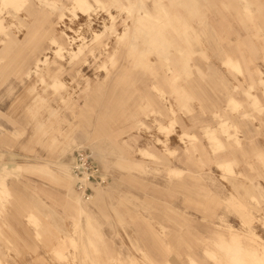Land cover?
Returning a JSON list of instances; mask_svg holds the SVG:
<instances>
[{"label":"rangeland","instance_id":"rangeland-1","mask_svg":"<svg viewBox=\"0 0 264 264\" xmlns=\"http://www.w3.org/2000/svg\"><path fill=\"white\" fill-rule=\"evenodd\" d=\"M52 1L0 0V264H264V0Z\"/></svg>","mask_w":264,"mask_h":264},{"label":"bare ground","instance_id":"bare-ground-1","mask_svg":"<svg viewBox=\"0 0 264 264\" xmlns=\"http://www.w3.org/2000/svg\"><path fill=\"white\" fill-rule=\"evenodd\" d=\"M26 1L27 0H3V3L4 4H6L5 2H8V4H11V6H12V4H14L16 7H17V9L18 10H20V9H22V7L26 4ZM47 1H50V0H47ZM96 2L97 3H101V0H96ZM158 2V1H157ZM50 3V5L53 7V8H59V7H61L60 6V4H58L56 1H52V2H49ZM97 3H95V4H97ZM62 5V7L64 8L65 7V9L67 8V5H65V4H61ZM143 5V4H142ZM92 3H91V1L90 0H72V3H71V6L70 7H68V9L72 12V14H73V16H76L78 19H79V12L80 13H82L83 15H88L89 14V12H90V10H91V8H92ZM104 6V5H103ZM136 6V5H135ZM137 6H139L136 10H137V14H136V18H135V22H134V25H133V27L132 28H130V31H128V29H126L124 32H122V33H120V34H118L119 36L118 37H120L121 39H125V38H127V37H129L131 34H132V32H136V31H138V29H139V31L141 32V31H143V30H145L144 29V27H146L144 24H145V22L148 20L149 21V19L150 20H157V18L155 17V14L151 11V10H149V9H147L146 7H144V6H140V5H137ZM99 7V6H98ZM124 7V6H123ZM103 8V7H102ZM127 8V7H126ZM129 9L128 10H130V7H128ZM133 8L134 7H132V10H133ZM60 9V8H59ZM93 9V8H92ZM119 9H120V7H119ZM125 9V8H124ZM65 14L64 13H61V18L64 16ZM110 15H111V17H112V15H113V13H111L110 12ZM155 17V18H153V17ZM150 17H152L153 19H151ZM161 21V20H160ZM156 22V21H155ZM162 22V21H161ZM111 24V23H110ZM158 24V23H157ZM156 23H155V25H157ZM162 24V23H161ZM166 24H167V22H166ZM165 24V25H166ZM185 24V23H184ZM154 25V24H153ZM159 25H160V22H159ZM186 25V24H185ZM184 25V26H185ZM4 24L2 23V18H1V16H0V30H2L3 31V29H4ZM142 26H144L143 27V29H142ZM151 26V25H150ZM171 26V25H170ZM106 27V29L108 30V31H110V29L112 30H114V25H112L111 24V26H109L108 24L105 26ZM158 27V26H157ZM164 27H166V26H164ZM190 27V26H189ZM162 28H163V26H162ZM161 28V29H162ZM142 29V30H141ZM150 29V28H149ZM148 29V30H149ZM152 29V28H151ZM160 29V28H159ZM6 30V29H5ZM154 31H155V29H154ZM159 31V30H158ZM119 32V31H118ZM144 32V31H143ZM156 32V31H155ZM145 33H146V31H145ZM152 33H154L153 32V30H152ZM5 34V33H4ZM138 34H139V32H138ZM141 34V33H140ZM144 34V33H143ZM147 34H149L150 35V32H148L147 31ZM146 34V35H147ZM156 34H158L157 32H156ZM161 34V35H160ZM160 34H158V39H160V37H163V38H165L164 37V35H162V34H165L164 32L163 33H160ZM145 35V34H144ZM144 35H143V37H144ZM145 35V36H146ZM149 35H147V36H149ZM160 35V36H159ZM140 36H142V35H140ZM151 36V35H150ZM150 36H149V38H150ZM156 36V35H155ZM155 36H153V37H155ZM135 37V36H134ZM153 37H151V39H153V41H154V38ZM163 38H161V39H163ZM133 39H135V38H133ZM136 39H137V37H136ZM135 39V40H136ZM143 39H145V37L143 38ZM142 39V40H143ZM158 39H156L157 41H158ZM160 39V46L162 47V45H161V40ZM133 41V40H132ZM147 41V40H146ZM134 42V41H133ZM144 42V41H143ZM148 42V41H147ZM147 42H145L146 43V45L148 46V45H150L151 44V41L149 40V43L150 44H148ZM155 42V41H154ZM184 42H186V41H184ZM50 43H51V45H52V48H55V49H53V51L55 52V54H69L70 56H72V55H74V54H76L77 53V50H75V49H72V48H70V50L62 43V42H60L55 36H52L51 37V39H50ZM135 43V42H134ZM145 43H143V45H145ZM153 43V42H152ZM164 43V45H165V42H163ZM166 43H168V42H166ZM136 44H137V41H136ZM154 44H156V42L154 43ZM190 44V43H189ZM140 45V44H139ZM139 45L137 46H133V49L134 48H137V47H139ZM153 44H151V46H152ZM167 45H171V44H167ZM141 46V45H140ZM166 46V45H165ZM168 46V47H169ZM79 47H81V45L79 46ZM78 47V48H79ZM132 47V46H131ZM154 47V46H153ZM152 47V48H153ZM167 47V48H168ZM173 47V46H172ZM143 48V47H142ZM150 48V46H148L147 48H146V46H145V49L147 50V49H149ZM158 48V47H157ZM163 48V47H162ZM161 48V49H162ZM165 48V47H164ZM166 48V50H168ZM178 48V47H177ZM151 49V48H150ZM174 49V48H173ZM135 50V49H134ZM137 50V49H136ZM143 50V49H142ZM146 50H144V51H146ZM165 50V52H167ZM171 50H172V48H171ZM175 50V49H174ZM183 50V49H182ZM185 50V52H187V50L186 49H184ZM133 51V50H132ZM151 51H152V49H151ZM163 52H164V49L162 50ZM162 51H161V53H162ZM139 53L141 52L140 50L138 51ZM158 52V51H157ZM176 52V51H175ZM178 52V51H177ZM189 52V51H188ZM92 53V52H91ZM144 53H147V52H144ZM142 54V55H145V54ZM159 53V52H158ZM160 53V54H161ZM182 53H183V51H182ZM190 53V52H189ZM189 53L187 54V55H189ZM203 53V52H202ZM67 54V55H68ZM166 54V53H165ZM165 54H164V56H165ZM173 54V53H172ZM185 54V53H184ZM183 54V55H184ZM149 55V54H148ZM162 55V54H161ZM167 55H169V53L167 54ZM182 55V56H183ZM186 55V56H187ZM60 56V55H59ZM150 56V55H149ZM170 56V55H169ZM168 56V57H169ZM185 56V59L187 58ZM112 57H113V55H112ZM139 57H141V56H137V58H139ZM142 57H145V56H142ZM161 57V56H160ZM164 58V57H163ZM166 58V57H165ZM183 58V57H182ZM115 59V58H114ZM137 60V59H136ZM41 60L40 59H38V61L37 62H40ZM141 61V60H140ZM186 61V62H185ZM184 62H185V67L188 65L187 63H188V59H186ZM189 61H190V58H189ZM229 61L231 62H233V59L232 58H229ZM113 62V61H112ZM142 62V61H141ZM45 63V62H44ZM113 63H115V62H113ZM190 63V62H189ZM106 64V63H105ZM110 64V63H109ZM143 64V63H142ZM147 64H148V62H147ZM228 64V63H227ZM231 65V64H230ZM37 67L39 66V63H37V65H36ZM137 66V65H136ZM135 66V67H136ZM106 67V66H105ZM144 67H146V66H144ZM148 67V66H147ZM183 67H184V63H183ZM240 67V66H239ZM172 68V67H171ZM170 68V69H171ZM190 69V68H189ZM235 69H236V67H235ZM185 70V69H184ZM188 71V70H187ZM185 72V71H184ZM183 72V73H184ZM191 72V71H190ZM190 72H187V73H190ZM182 73V74H183ZM241 74V73H240ZM189 76V75H188ZM56 78V77H55ZM178 77H176V79H177ZM60 79V78H59ZM43 82H45V81H43ZM260 82L264 85V78H261L260 79ZM63 83V82H62ZM52 84H56V83H52ZM48 85V84H47ZM49 86V85H48ZM65 86V85H64ZM63 86V87H64ZM55 87V86H54ZM53 87V88H54ZM58 87V86H57ZM57 87H55L56 89H58ZM60 88V87H59ZM63 89V88H62ZM33 90V89H32ZM55 91V90H54ZM45 92V91H44ZM61 93V92H60ZM249 94H251L250 92H248ZM253 96V102L255 103V105H258L260 102V100H259V97L258 96H256V95H252ZM38 97H40V96H38ZM35 99H37V98H35ZM39 99V98H38ZM45 99V98H44ZM42 100V99H41ZM41 100H39V102L41 101ZM188 100V99H187ZM249 100V99H248ZM231 101H233V104L236 106L237 105V102L234 100V99H232ZM252 102V101H251ZM239 104V103H238ZM240 106H241V104H240ZM171 107V106H170ZM251 107V106H250ZM256 107V106H255ZM172 108V107H171ZM257 108H259V107H257ZM234 109V108H233ZM236 109H238V106H237V108ZM173 110V109H172ZM52 111H53V109H52ZM172 118V117H171ZM174 121V120H173ZM170 124H171V121H170ZM169 124V125H170ZM222 124V123H221ZM220 124V125H221ZM225 124V123H224ZM163 125V124H162ZM174 126V125H173ZM225 127V126H224ZM159 128V127H158ZM162 129L164 128V126H162L161 127ZM222 128V127H221ZM160 129V128H159ZM165 129V128H164ZM226 129H227V127H226ZM207 130L205 129V134L207 135V132H206ZM211 131V130H210ZM213 131V130H212ZM163 132H164V130H163ZM167 132V131H166ZM224 132V131H223ZM211 134H213V132H211ZM208 136V135H207ZM212 135H210V137H211ZM214 139H216V138H214ZM212 140V139H211ZM217 140H218V138H217ZM214 141H216V140H214ZM157 142V141H156ZM212 142V141H211ZM219 142V141H218ZM217 142V143H218ZM163 143V142H162ZM214 143V142H213ZM221 143V142H220ZM216 144V143H215ZM212 145V144H211ZM210 145V146H211ZM216 147V146H215ZM211 150H212V148H211ZM214 150V149H213ZM96 156H98L97 154H96ZM226 161V160H225ZM226 163H228V162H226ZM221 165L220 166H223L222 165V163H220ZM224 165H225V163H224ZM227 165V164H226ZM63 167V166H62ZM68 167L69 166H65V170H64V172H63V176L65 177V178H67L68 180H71L72 181V179H73V175L72 174H70V168L68 169ZM226 167V166H225ZM225 167H224V169H225ZM228 168V167H227ZM226 168V169H227ZM230 168V167H229ZM228 168V169H229ZM235 168V167H234ZM171 170V169H170ZM231 170H232V168H231ZM235 170V169H234ZM175 171V170H174ZM232 172V171H231ZM235 174V173H234ZM243 174V173H242ZM239 175H240V173H239ZM246 177V176H245ZM74 179H76V178H74ZM2 187V186H1ZM4 191H6V190H4ZM4 194H5V192H4ZM8 194H9V192H8ZM4 198V197H3ZM6 199V198H5ZM4 200V199H3ZM7 201V200H6ZM53 212V211H52ZM33 218H34V216H33ZM32 219V218H31ZM29 220V219H28ZM36 220V219H35ZM74 223V222H73ZM75 229H76V227H75ZM74 229V230H75ZM231 229V228H230ZM76 232V231H75ZM78 232V231H77ZM75 234V233H74ZM88 234V233H87ZM75 236V235H74ZM72 237V236H71ZM233 239H234V237H233ZM263 240V239H262ZM239 241V240H238ZM264 241V240H263ZM233 242H234V240H233ZM86 243H87V241H86ZM226 244V243H225ZM234 244H235V242H234ZM88 247V246H87ZM141 249V248H140ZM53 250V249H52ZM96 250V249H95ZM253 250V249H252ZM246 252V251H245ZM249 252V251H248ZM250 255V254H249ZM252 255H253V253H252ZM145 256V255H144ZM147 258V257H146ZM150 261V260H149Z\"/></svg>","mask_w":264,"mask_h":264},{"label":"built area","instance_id":"built-area-1","mask_svg":"<svg viewBox=\"0 0 264 264\" xmlns=\"http://www.w3.org/2000/svg\"><path fill=\"white\" fill-rule=\"evenodd\" d=\"M92 156L86 154L84 151L78 152L73 165V173L76 178L78 190L84 196L88 194V190L93 185V181L99 177V168Z\"/></svg>","mask_w":264,"mask_h":264},{"label":"crops","instance_id":"crops-1","mask_svg":"<svg viewBox=\"0 0 264 264\" xmlns=\"http://www.w3.org/2000/svg\"><path fill=\"white\" fill-rule=\"evenodd\" d=\"M174 111V110H173ZM73 179H74V177H73ZM75 181V179L73 180V182Z\"/></svg>","mask_w":264,"mask_h":264}]
</instances>
